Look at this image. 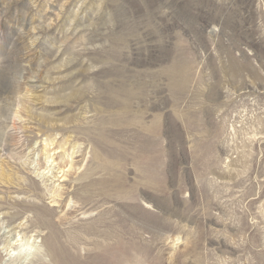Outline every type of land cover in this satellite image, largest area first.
I'll return each instance as SVG.
<instances>
[{"label":"rangeland","instance_id":"rangeland-1","mask_svg":"<svg viewBox=\"0 0 264 264\" xmlns=\"http://www.w3.org/2000/svg\"><path fill=\"white\" fill-rule=\"evenodd\" d=\"M0 264H264V0H0Z\"/></svg>","mask_w":264,"mask_h":264},{"label":"bare ground","instance_id":"bare-ground-1","mask_svg":"<svg viewBox=\"0 0 264 264\" xmlns=\"http://www.w3.org/2000/svg\"><path fill=\"white\" fill-rule=\"evenodd\" d=\"M59 170V169H58ZM60 170H62V167H61V169ZM42 172V171H41ZM64 175V174H63ZM26 247L22 250V248H20L19 250V253L18 254H20V253H25L26 251H29V252H31V249H32V247L33 246H31L30 245V243H27L26 245H25Z\"/></svg>","mask_w":264,"mask_h":264}]
</instances>
